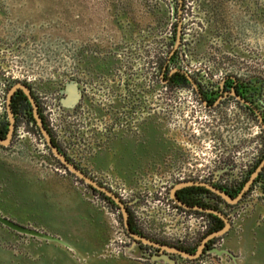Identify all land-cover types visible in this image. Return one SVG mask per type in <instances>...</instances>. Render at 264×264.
<instances>
[{"label": "flooded vegetation", "instance_id": "obj_1", "mask_svg": "<svg viewBox=\"0 0 264 264\" xmlns=\"http://www.w3.org/2000/svg\"><path fill=\"white\" fill-rule=\"evenodd\" d=\"M5 12L0 2V18ZM143 36L135 52L141 68H135L137 62L134 67L126 65L135 47L120 45L126 41L125 34L119 49L110 47L102 57L89 47H76L72 74L47 87L35 86L21 68L14 69L8 62L4 66L12 50L0 42V66H4L0 67L2 140L12 125L8 143L0 147L6 148L16 138L32 140L61 173L72 177L95 202L118 216L124 239L113 238L99 259L118 258L122 264H243L238 251L228 249L224 242L231 233L235 234V245L241 242L249 233L245 222L250 219L259 225L251 231L255 242V233L263 231L264 164L252 176L264 160V76H236L235 70L219 67L224 65L222 54L195 59L184 54L187 65L181 60L178 65L174 48L168 64L165 59L156 63L154 49L150 57L143 44L148 35ZM177 38L178 44L186 41L184 33ZM81 57L86 58V65ZM192 60L199 65L189 67ZM169 63L175 67L171 69ZM70 82L77 100L68 108L62 101L65 85ZM17 85L28 90L53 146L87 178L118 198L127 212L130 232L147 242L127 232L120 207L110 197L67 170L52 154L26 93L17 87L8 95ZM180 95L186 99L181 105L174 101ZM164 97L172 100L163 102ZM248 126L252 129L247 133ZM108 155L120 157L113 156L110 163ZM114 166L125 170L126 184L110 178L108 172ZM0 216L59 237L2 213ZM223 229L221 235L212 236ZM127 245L134 256H124Z\"/></svg>", "mask_w": 264, "mask_h": 264}, {"label": "rangeland", "instance_id": "obj_2", "mask_svg": "<svg viewBox=\"0 0 264 264\" xmlns=\"http://www.w3.org/2000/svg\"><path fill=\"white\" fill-rule=\"evenodd\" d=\"M0 2L6 9L5 16L0 18V42L12 50L11 58L4 59V66L8 62L14 69L21 68L35 86L47 87L58 83L60 77L71 75L76 62L74 49L79 45L91 48L101 57L110 47H135L132 58L125 62L127 67L129 63L134 67L137 62L135 68L139 69L141 62L135 52L144 34L148 35L143 41L146 52L151 57L154 49L156 63L165 59L168 64L174 48L178 65L180 60L187 65L184 54L192 59L222 54L224 65L220 63L219 67L235 70L236 76H264V0ZM183 33L186 41L178 44L176 36ZM125 34V43L121 41L119 45ZM85 59L81 57L86 65ZM150 62L151 59L148 67ZM146 63L144 59L143 68ZM198 65L192 60L189 67ZM200 65L203 67V63ZM169 67L175 66L169 63ZM171 100L164 97L161 101ZM185 100L182 95L174 99L177 104ZM120 167L114 166L107 172L112 174L110 178L126 184V172ZM0 213L71 242L77 240L87 253H76L77 257L70 252L72 259L61 248L42 246L0 227V264H122L121 259L98 256L105 254L113 240L124 239L118 216L95 202L89 191L72 177L61 173L55 162L28 138H16L6 148L0 147ZM255 239L258 245H264L260 232L255 233ZM130 247L127 245L124 256L135 255ZM261 257L264 260V255ZM261 257L257 256L258 264H264Z\"/></svg>", "mask_w": 264, "mask_h": 264}, {"label": "water", "instance_id": "obj_3", "mask_svg": "<svg viewBox=\"0 0 264 264\" xmlns=\"http://www.w3.org/2000/svg\"><path fill=\"white\" fill-rule=\"evenodd\" d=\"M17 87L21 88L26 93V95L28 96L31 104L33 105V107H34V117L36 119L37 125L39 126L40 131H41V133H42V135H43L48 147L50 148L52 154L65 166V168L67 170L72 172L78 178L83 179L85 181V183L91 185L93 188L103 192L106 196L110 197L120 207V210H121V213H122V217H123V220H124V226H125L127 232L132 237H134L135 239H139L140 240L141 238L139 236H137L136 234L130 232V229H129V226H128V223H127V212H126L125 208L123 207L122 203L118 200V198H116L110 191L106 190L105 188L100 187L94 181H92L89 178H87L76 167H74L72 164H70L64 158V156L59 153L57 148L55 146H53L47 131L43 128L42 123H41V121H40V119H39V117L37 115L36 107L34 105V102H33L32 98L29 95L28 90L22 85H17L13 89L10 90L8 95L10 96ZM74 87L75 86H74V84L72 82L67 83L65 85L64 93H65L66 96H65L64 100L62 101V103H63V105L65 107L70 108L76 103V100H77V94L76 93L77 92L75 91ZM9 117H10V122H12V116H11L10 113H9ZM11 129H12V125H10V131H9V133L7 135V138L5 140H2L0 138V144L6 145L8 143ZM263 164H264V160L260 164V166L257 168L256 172L253 174L252 178L257 174V172L260 170V168H261V166ZM247 186H248V184H246L245 188ZM179 204L182 205L181 203H179ZM182 206H184V205H182ZM0 224L3 225L6 228L18 233V234L26 235V236L37 238V239H40V240L53 242V243H56V244H59V245L65 247L67 249H70V250H72L74 252V249L72 248V246L69 243H67L65 240H63V239H61L59 237L52 236L50 234H47V233H44V232H41V231H38V230H35V229H31V228L19 225V224L15 223L13 221H10L9 219L4 218L2 216H0ZM226 226H227V223H226ZM224 230L225 229L213 234L212 236L221 235L224 232ZM141 241L147 242V240H145V239H141ZM165 248L168 249L167 247H165ZM179 253L182 256H185V257H189V258L194 257V256H191L190 254L185 253V252H179Z\"/></svg>", "mask_w": 264, "mask_h": 264}, {"label": "crops", "instance_id": "obj_4", "mask_svg": "<svg viewBox=\"0 0 264 264\" xmlns=\"http://www.w3.org/2000/svg\"><path fill=\"white\" fill-rule=\"evenodd\" d=\"M113 156L115 157V155H113ZM113 156H109L108 157L109 159H107V162L109 161L111 163ZM118 157H120V156H116L115 158L117 159ZM119 161L120 160L114 161V162L119 163ZM245 225H246L249 233H246L247 235L241 240V242H239L237 245H235V234L231 233L227 237V239L225 240L224 243L228 249H230L234 252H235V250L238 251L239 255L242 258L241 262L243 264H258L259 261H257L256 259H257V256L261 257L264 255L263 254L264 253V245H260V244L257 245L255 240L253 239V236H252L253 234L251 233V231L253 230L254 227L258 228L259 225H257V223L254 221V219L248 220L247 222H245ZM260 227L263 228V231H261V233H260L263 236L264 235V225H262ZM59 237H61L63 240H65L67 243H69L72 246V248L75 251L74 253H79L80 255H84L85 252H83L84 250H82L81 244L79 242H77V240L72 239V242H71L69 239L63 238V236H59ZM42 246H47V245L45 244ZM51 248H55L56 250L61 248V249H63V251L66 254H68L70 256V258L73 259V255L70 253V251L68 249L61 247V246H57V245H51ZM81 253H83V254H81ZM260 261L261 262L264 261L262 259V257L260 258Z\"/></svg>", "mask_w": 264, "mask_h": 264}, {"label": "built area", "instance_id": "obj_5", "mask_svg": "<svg viewBox=\"0 0 264 264\" xmlns=\"http://www.w3.org/2000/svg\"><path fill=\"white\" fill-rule=\"evenodd\" d=\"M245 129H247V133H248V131L250 132L251 131V129H252V127L251 126H248V127H246Z\"/></svg>", "mask_w": 264, "mask_h": 264}]
</instances>
